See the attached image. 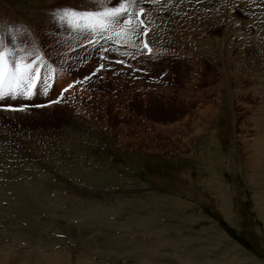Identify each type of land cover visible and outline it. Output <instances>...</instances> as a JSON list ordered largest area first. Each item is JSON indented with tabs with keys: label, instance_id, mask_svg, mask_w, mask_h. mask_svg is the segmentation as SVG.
<instances>
[{
	"label": "rangeland",
	"instance_id": "obj_1",
	"mask_svg": "<svg viewBox=\"0 0 264 264\" xmlns=\"http://www.w3.org/2000/svg\"><path fill=\"white\" fill-rule=\"evenodd\" d=\"M180 1L0 0L15 17L37 24L43 43L37 41V46L43 45L50 60L71 73L61 75L56 92L74 79L82 81L66 94L81 105L79 110L70 109L71 100L68 106L61 101L53 108L33 109L39 112H0V259L14 251L3 264H17L18 251L33 241L42 243V253L47 246L69 247L74 261L87 264H133L129 258L115 260L131 247H108L97 235L140 242V230L132 224L138 216L143 220L137 224L153 232L144 237L189 239L184 243L199 264L203 259L230 264L231 258L234 264H252L243 255L264 263V32L258 34L264 29V0ZM121 5L124 14L106 18V23L129 48L109 50L106 69L96 73L100 54L89 47L75 50L58 11H105ZM139 9L155 26L148 35L154 46L175 52L170 64L150 63L135 48L141 31L132 21ZM73 128L80 134L64 132ZM27 173L37 177L29 186ZM100 177L105 189L86 184ZM25 188H30L27 194ZM32 192H44L69 209L37 202ZM78 202L82 212L92 207L100 221L106 217V230L89 225L93 233L76 239L84 230L77 220L68 223L70 230L61 229L59 223L66 219L59 209L71 211ZM168 205L172 207L166 209ZM156 213V220L143 224ZM89 236L96 239L94 246H89ZM150 239L144 238L145 243L155 240ZM7 245L10 251L3 248ZM166 253L173 252H158Z\"/></svg>",
	"mask_w": 264,
	"mask_h": 264
},
{
	"label": "bare ground",
	"instance_id": "obj_2",
	"mask_svg": "<svg viewBox=\"0 0 264 264\" xmlns=\"http://www.w3.org/2000/svg\"><path fill=\"white\" fill-rule=\"evenodd\" d=\"M183 1V0H182ZM182 1H180V2H182ZM237 2L238 1H241V0H236ZM235 1V2H236ZM195 2V1H194ZM246 2V1H245ZM189 3V2H188ZM183 5H184V1H183V3H182ZM193 4V3H192ZM195 4V3H194ZM200 4V3H199ZM208 4H209V2H208ZM221 4V3H220ZM228 4V3H227ZM191 5V4H190ZM213 5V4H212ZM182 6V5H181ZM193 6V5H192ZM184 6H182V8H183ZM187 7V6H186ZM197 7V6H196ZM227 7V6H226ZM225 7V8H226ZM179 8V7H178ZM231 7H229L228 9H230ZM184 9V8H183ZM186 9V8H185ZM197 9V8H196ZM227 9V10H228ZM171 10V9H170ZM182 10V9H181ZM189 10V9H188ZM180 11V10H179ZM191 11V10H190ZM213 12V11H212ZM231 12V11H230ZM229 12V13H230ZM254 12V11H253ZM260 12V11H259ZM174 13V12H173ZM181 13V12H180ZM186 14L187 13H185V16H186ZM184 16V15H183ZM188 16V15H187ZM186 16V17H187ZM234 16V15H233ZM233 16H231V18L233 17ZM185 17V18H186ZM258 17V16H257ZM184 18V19H185ZM187 18H189V17H187ZM229 18V17H228ZM261 18V17H260ZM166 19V18H165ZM227 19V18H226ZM238 19V18H237ZM189 20V19H188ZM255 20H256V18H255ZM254 20V21H255ZM190 21H191V19H190ZM228 21V20H227ZM230 22H231V19L229 20ZM228 21V22H229ZM235 21V20H234ZM254 21H252V22H254ZM258 21V20H257ZM193 22H194V20H193ZM149 23H150V21H149ZM186 23V22H185ZM196 23V22H195ZM204 23V22H203ZM210 23V22H209ZM220 23V22H219ZM257 23V22H256ZM136 24V22H135V19H133V21H132V25H135ZM153 24H154V22H153ZM260 24V23H259ZM151 25V24H150ZM191 25V24H190ZM235 25V24H234ZM253 25V24H252ZM262 25H263V23H262ZM232 26V25H231ZM255 26V25H254ZM157 27V26H156ZM162 27V26H161ZM214 27V26H213ZM236 27V26H235ZM260 27V26H259ZM229 28V27H228ZM191 29V28H190ZM193 31V30H192ZM239 32V31H238ZM241 33V32H240ZM239 33V34H240ZM138 35H139V42H140V34L138 33ZM199 36H201V35H199ZM241 36V35H240ZM207 37V36H206ZM227 37V36H226ZM246 37V36H245ZM260 38V37H259ZM153 39V38H152ZM222 39L223 40H225V38H223L222 37ZM227 39H228V37H227ZM226 39V40H227ZM239 39V38H238ZM212 40H213V38H212ZM230 40V39H229ZM248 40V39H247ZM161 41V40H160ZM206 41V40H205ZM192 42V41H191ZM195 42V41H194ZM197 42V41H196ZM195 42V43H196ZM200 42H204V41H200ZM229 42V41H228ZM247 42V41H246ZM207 43V42H206ZM212 43V42H211ZM227 43V42H226ZM213 44V43H212ZM228 44V43H227ZM226 45V44H225ZM198 46H200V45H198ZM216 46V45H215ZM214 46V47H215ZM259 46V45H258ZM206 47V46H205ZM262 47V46H261ZM190 48V47H189ZM217 48V47H216ZM197 49V48H196ZM209 49V48H208ZM210 50V49H209ZM263 50V49H262ZM260 51V50H259ZM201 52V51H200ZM264 52V51H263ZM257 63V62H256ZM241 70V69H240ZM236 71V70H235ZM242 71V70H241ZM228 73V72H227ZM68 81H70V80H68ZM71 82V81H70ZM66 83V82H65ZM63 84V83H62ZM67 84V83H66ZM64 85V84H63ZM57 89V88H56ZM220 92V91H219ZM67 97V96H66ZM59 104V103H58ZM57 104V105H58ZM62 104H64L63 102H62ZM60 105V104H59ZM54 106V105H53ZM64 106V105H63ZM51 107V106H50ZM51 108H53V107H51ZM27 112L29 111V110H26ZM25 111V112H26ZM30 111H33V110H30ZM25 112H21L22 114L23 113H25ZM33 112H39V111H33ZM20 113V114H21ZM29 113V112H28ZM4 114H7V113H4ZM25 114H27V113H25ZM3 115V114H2ZM11 115H14V114H12L11 113ZM16 115H18V114H16ZM78 116H79V114H77ZM15 116V115H14ZM22 116V115H21ZM10 117V116H9ZM83 119V118H82ZM77 120V119H76ZM88 120V119H87ZM72 122V121H71ZM84 122V121H83ZM84 126V125H83ZM72 127H73V125H72ZM77 130V129H76ZM75 131V128H73V129H68V131H64V132H68V135L69 136H72L73 134V132ZM76 132V131H75ZM82 133V132H81ZM76 134H80L79 132H76ZM10 149V148H9ZM8 149V150H9ZM18 150V149H17ZM15 151H16V149H15ZM4 152V151H3ZM11 152V151H10ZM13 152V151H12ZM11 152V153H12ZM4 153H8V152H4ZM3 153V154H4ZM23 153V152H22ZM15 154H17L16 152H15ZM7 155V154H6ZM5 155V156H6ZM13 156V155H12ZM19 156V155H18ZM22 156V155H21ZM27 157V156H26ZM16 162H17V159L15 160ZM14 161V162H15ZM20 161V160H19ZM18 161V162H19ZM21 161H23V160H21ZM25 161V160H24ZM26 162V161H25ZM8 163V162H7ZM20 163V162H19ZM24 164H26V163H24ZM34 164V163H33ZM2 165V164H1ZM15 165L17 166L18 164H16L15 163ZM21 165V164H20ZM61 170V169H60ZM88 172V171H87ZM27 174H29V176H31V178H32V174L31 173H27ZM97 174V173H96ZM23 175H24V173H23ZM36 175V174H35ZM38 176V175H37ZM100 176V175H99ZM27 177V176H26ZM36 177V176H35ZM32 178V180H28V181H25L26 183H27V185L29 186V184L31 183L30 181H33V180H37L36 178ZM30 178V179H31ZM99 178V177H98ZM101 178V177H100ZM24 179V178H23ZM25 180V179H24ZM105 180H107L106 178H105ZM36 182V181H35ZM34 182V183H35ZM88 183H86V184H88V185H94L93 187H98V189H100V188H103V189H105L106 187H108V185H105V182H103V180H102V178L100 179V180H97L96 178H94V179H91V180H89V181H87ZM107 182V181H106ZM29 183V184H28ZM34 183H32L31 185H33V186H38V187H40L39 186V184H34ZM37 183V182H36ZM95 183H99L98 185H96L95 186ZM102 184V185H101ZM108 184V183H107ZM52 188H53V186H52ZM54 189V188H53ZM30 191V188H28V189H26L25 188V190L23 191L24 193H26V192H29ZM44 192H32V194H33V196H34V199L35 200H37V202H39V201H43L44 203L43 204H50V203H52L53 205H55V206H60V205H62L63 203H60L59 205H57L58 203L57 202H53V201H51V200H49L50 199V197H48V195L45 193V194H43ZM5 194V193H4ZM27 194V193H26ZM59 194V193H58ZM60 194H61V191H60ZM60 194H59V196H60ZM57 196V195H56ZM22 198V197H21ZM61 198V197H60ZM16 199V198H15ZM78 199V198H77ZM155 199V198H154ZM86 200V199H85ZM76 201V200H75ZM151 201H153V203H154V206H155V204H158L157 202H156V200H151ZM165 201V200H164ZM64 202H66V201H64ZM131 203V201L130 202H126L125 204L126 205H128L129 206V204ZM138 203H140V202H138ZM137 203V201H134L133 202V205H136V206H141V204H138ZM169 203H170V201H169ZM81 204H82V202H78V204L76 203H73V209L71 210V211H67V212H64L62 209H59V211L61 212V213H63V217L66 219V221H62V222H60L59 223V225L61 226V229H65L66 231H68V230H70V229H68V228H72V227H69V224L68 223H72L74 220H77V222L78 223H80L79 225H78V223H77V225L80 227V229H84L85 230V232H87V230H88V232L87 233H85L84 232V230H82L83 232H81L80 234H78V237H76V239H82L83 237H85V236H87L86 234H92L93 233V229H90V226L89 225H94L95 227H99V225H100V227L99 228H102L103 227V229L104 230H106V228H107V226H108V222L106 221V215L104 216L105 217V221H100V219L102 218V217H100V216H98V215H96V213H94V212H92V207H90V212L88 213L87 212V210H84L83 212H82V210H81ZM117 204H119V203H117ZM121 204V203H120ZM144 204V203H143ZM122 205V204H121ZM23 206V205H22ZM152 206V205H151ZM159 206V205H158ZM60 207H62V206H60ZM146 207V206H145ZM161 207V206H160ZM172 206L171 205H168L167 207H166V209L168 208H171ZM99 208V207H98ZM120 208V207H119ZM42 209H45V206H44V208H42ZM46 210V209H45ZM55 210V209H54ZM53 210V211H54ZM147 210H149V208L147 209ZM153 210V209H152ZM55 211H57V209L55 210ZM160 211V210H159ZM10 212V211H9ZM49 212L51 213L52 211H50L49 210ZM157 212V211H156ZM158 213V212H157ZM156 213V214H157ZM167 212L165 211V214H166ZM53 214V213H52ZM169 214V213H168ZM55 215H56V213H55ZM51 216V215H50ZM169 216V215H168ZM4 217V216H3ZM51 217H53V216H51ZM90 217H93V219L92 220H88V218H90ZM132 217V216H131ZM157 217H158V214L157 215H152V214H149V215H147V220L148 221H146V222H143V224L145 223H147V224H149V221L151 222L152 220H156L157 219ZM57 218V216L55 217V219ZM82 218V219H81ZM133 218V217H132ZM135 218V217H134ZM54 219V218H53ZM59 218H57V220H58ZM146 219V218H145ZM60 220V219H59ZM58 220V221H59ZM130 220V219H129ZM128 220V221H129ZM133 221L135 220V219H132ZM137 220V221H136ZM136 220H135V223H132L135 227H136V229L139 231V238H141L142 239V241H138V242H134V241H132V243L130 244V243H128L129 242V239H128V237H126V236H122V235H117V236H108V235H102L103 234V232L102 233H100L99 235H97L98 236V239L99 240H101L102 242L104 241V243L105 244H107L108 245V247L110 246V247H112V245H117V246H123V245H126V246H129V247H131V249H132V251H130V252H128V253H126V254H124V257H123V255H121V256H119V254H117L116 256H115V260L116 261H118V258L121 260V261H124L125 260V258H129L130 259V261H132L131 263H133V264H199L200 263V261L198 260L197 261V259L196 258H194L195 259V261L193 260V257L190 255V252L187 250V246L185 245V243L184 242H186V243H188V240H186V238L185 239H183V238H175L174 240L172 239L171 240V238H170V240H166L165 242L162 240V239H159L157 236H150V237H144L146 234H153V232L152 231H149L148 230V228L147 227H145L144 225L142 226V224H140L139 223V225L137 224V222H140L141 220H143L142 218H140V216H138V217H136ZM132 221V222H133ZM67 224H68V226H67ZM52 226H53V224H52ZM4 228V227H3ZM166 228V227H165ZM164 229V228H163ZM92 230V231H91ZM126 230V229H125ZM118 231H120V229H118ZM155 231H157V230H155ZM165 232V231H164ZM111 235V234H110ZM222 235V234H221ZM96 236V237H97ZM138 236V235H137ZM68 237V236H67ZM178 237V236H177ZM7 238V237H6ZM89 242H88V244H89V246H94L93 244L96 242V239L95 238H91L90 236H89ZM144 238H151L150 240H152V239H155V240H153L152 242L151 241H147V243H145V241H144ZM18 239V238H17ZM166 239V238H165ZM136 240H138V239H136ZM16 241V240H15ZM18 241V240H17ZM30 241V240H29ZM9 242V241H8ZM59 242V240H56V243H58ZM109 243V244H108ZM42 245V243H37V241H33L32 242V244H30V246L29 247H27L26 248V250H19L18 251V253H17V256H21V258L17 261V264H32V263H35V264H87V263H84V262H82V261H74L73 259H72V257H70L69 256V254L67 253V252H69V251H72L69 247L68 248H65L64 249V251H62V250H59V249H50L48 246L44 249L45 250V253H42L41 251H39V249H38V247L39 246H41ZM3 248L5 249V250H11L9 247H8V245L7 246H3ZM89 249H90V247H88ZM1 249V248H0ZM162 249H167V250H171L173 253H171L170 255H168L167 253H169V252H167L166 254H158V252H160V250H162ZM4 250V251H5ZM74 250V249H73ZM96 250H99V249H97L96 248ZM13 250H11V253H10V256H12V254H13ZM32 252H36V253H32ZM91 252H95V254L96 255H98V254H100L99 252H96V251H92L91 250ZM107 252V251H106ZM144 252V255L142 254ZM194 252V251H193ZM192 252V253H193ZM198 252V251H197ZM229 252V251H228ZM107 253H109V252H107ZM196 253V252H195ZM1 254V253H0ZM15 254V253H14ZM92 255H93V253H91ZM199 254V253H198ZM230 254V253H229ZM231 254H233V253H231ZM111 255V254H110ZM197 255V254H196ZM196 255H195V257H196ZM9 256V257H10ZM16 256V257H17ZM23 256V257H22ZM27 256H32L33 258H35L34 260H35V262H34V260H30V259H27ZM108 256V255H107ZM235 256V255H234ZM242 256V255H241ZM8 257V255L7 254H4L3 255V257L1 258V259H3L2 261H1V259H0V264H3L4 263V261L5 260H7L6 258H9ZM15 257V256H14ZM113 257V256H112ZM199 257H201V256H199ZM243 258H244V260H251V262H252V264H264L263 262H259V261H255L254 259H250L249 258V256L248 257H246V256H242ZM5 258V259H4ZM41 258V259H40ZM81 258H83V257H81ZM111 258V257H110ZM197 258H198V256H197ZM235 258V257H234ZM237 258H240V257H237ZM253 258V257H252ZM11 259V258H10ZM16 259V258H15ZM14 258H13V260H15ZM86 259V258H85ZM161 259H165V261L164 262H160V260ZM9 260V259H8ZM24 260H26V261H24ZM114 260V261H115ZM204 261L201 263V264H207L209 261H211V260H208V259H203ZM231 260H232V258H231ZM230 260V264H234V263H237V261H231ZM242 261H243V259H242ZM241 261V259H240V261H238V262H242ZM6 262V261H5ZM125 262V261H124ZM129 262V261H128ZM128 262H127V264H128ZM14 263V262H13ZM12 262L10 263V262H8L7 264H13ZM16 263V262H15ZM114 263V262H113ZM124 264V263H123ZM130 264V263H129ZM209 264H212V263H209Z\"/></svg>",
	"mask_w": 264,
	"mask_h": 264
},
{
	"label": "snow or ice",
	"instance_id": "obj_3",
	"mask_svg": "<svg viewBox=\"0 0 264 264\" xmlns=\"http://www.w3.org/2000/svg\"><path fill=\"white\" fill-rule=\"evenodd\" d=\"M142 11V10H141ZM124 14V6L111 7L106 9L101 13H78L70 9H64L61 15L66 18L75 19L79 16L81 19L96 20L95 24H89L88 27L95 30L99 27L104 29L107 25L104 23L103 18H117ZM130 23V21H126ZM147 48V44H145ZM7 53L5 51H0V100L8 96L10 93H15L16 95H25L31 97L33 95V89L36 87L37 81L40 79V68H33L35 61L32 63H24L23 58L16 60L13 66H9L6 60ZM122 63V61H118ZM102 68V66H101ZM44 84L46 87L44 91L47 92L48 87L52 85L48 84V79H45ZM74 85H69L68 88H64L61 92H67L69 88ZM15 98V96H13ZM58 102V101H54ZM7 110L11 111H24V107L20 108H9Z\"/></svg>",
	"mask_w": 264,
	"mask_h": 264
},
{
	"label": "built area",
	"instance_id": "obj_4",
	"mask_svg": "<svg viewBox=\"0 0 264 264\" xmlns=\"http://www.w3.org/2000/svg\"><path fill=\"white\" fill-rule=\"evenodd\" d=\"M185 1H188L189 3L190 2H193L194 0H185ZM196 2H199V0H195ZM264 32V29L263 30H260V32L258 33L259 35L261 34V33H263ZM258 35V36H259ZM197 64V63H196ZM199 64V63H198ZM199 66H200V64H199ZM79 107L81 108V105H74L73 107H70V109H73V110H79ZM76 108V109H75ZM69 194V193H68ZM53 198H57L56 196H54ZM60 236H62V235H60Z\"/></svg>",
	"mask_w": 264,
	"mask_h": 264
}]
</instances>
